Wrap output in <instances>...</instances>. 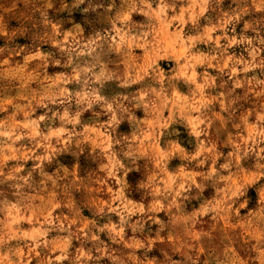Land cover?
Masks as SVG:
<instances>
[{
    "label": "rangeland",
    "instance_id": "1",
    "mask_svg": "<svg viewBox=\"0 0 264 264\" xmlns=\"http://www.w3.org/2000/svg\"><path fill=\"white\" fill-rule=\"evenodd\" d=\"M0 264H264V0H0Z\"/></svg>",
    "mask_w": 264,
    "mask_h": 264
}]
</instances>
